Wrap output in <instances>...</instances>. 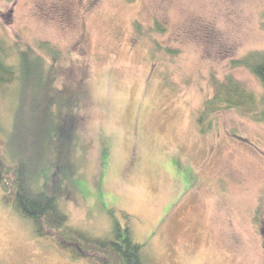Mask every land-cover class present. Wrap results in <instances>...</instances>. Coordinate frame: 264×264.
Returning <instances> with one entry per match:
<instances>
[{
    "label": "rangeland",
    "instance_id": "obj_1",
    "mask_svg": "<svg viewBox=\"0 0 264 264\" xmlns=\"http://www.w3.org/2000/svg\"><path fill=\"white\" fill-rule=\"evenodd\" d=\"M0 37L46 58L0 86V130L70 226L127 229L143 264H264V84L237 63L264 56V0H0ZM228 77L254 108H206ZM1 194L0 264H88Z\"/></svg>",
    "mask_w": 264,
    "mask_h": 264
},
{
    "label": "trees",
    "instance_id": "obj_2",
    "mask_svg": "<svg viewBox=\"0 0 264 264\" xmlns=\"http://www.w3.org/2000/svg\"><path fill=\"white\" fill-rule=\"evenodd\" d=\"M137 27L141 31L142 26L138 24ZM156 27L162 29L158 23ZM43 48L54 58L59 57V51L56 49L50 47L46 49V46ZM13 54L16 55L15 62L9 61ZM237 63L249 66L264 84V56L261 53L253 52ZM46 64V58L32 46H16L15 51H12L0 37V86L19 80L26 94L30 86H41L35 75L42 78ZM215 88V94L206 103V108L209 110L222 106L251 109L257 105L255 94L232 77H228L225 82L216 83ZM47 92L49 94L48 89L46 94ZM262 114L264 116V112ZM5 143L0 130L2 201L30 220L39 237L68 253L72 259L84 260L88 264L144 263L142 246L130 238L127 229L124 238L120 240L119 237L122 235L118 227H114L113 236L98 237L92 236L83 229L70 226L68 216L61 208L58 198L48 194L38 185L35 174L24 161L7 156Z\"/></svg>",
    "mask_w": 264,
    "mask_h": 264
}]
</instances>
